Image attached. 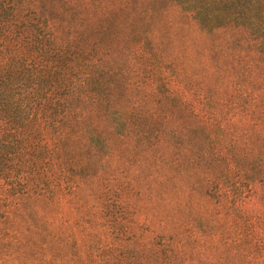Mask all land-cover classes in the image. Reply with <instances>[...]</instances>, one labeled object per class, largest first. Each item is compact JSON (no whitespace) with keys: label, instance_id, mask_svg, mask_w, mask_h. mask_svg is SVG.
Returning <instances> with one entry per match:
<instances>
[{"label":"trees","instance_id":"1","mask_svg":"<svg viewBox=\"0 0 264 264\" xmlns=\"http://www.w3.org/2000/svg\"><path fill=\"white\" fill-rule=\"evenodd\" d=\"M164 1L0 0V264H264V0Z\"/></svg>","mask_w":264,"mask_h":264},{"label":"rangeland","instance_id":"2","mask_svg":"<svg viewBox=\"0 0 264 264\" xmlns=\"http://www.w3.org/2000/svg\"><path fill=\"white\" fill-rule=\"evenodd\" d=\"M164 7H170V12H171V16L178 20L181 18L183 12L181 13L180 8H178L177 6H175L172 1L169 0H165L163 3ZM188 22V20H186ZM207 36H210V34H207ZM221 36V35H220ZM223 37V36H222ZM219 38V37H217ZM124 173V172H123ZM123 173L121 174V176L123 175ZM125 178L127 179V181L130 182H134L135 180H137V175L135 173V170H133L132 167H129L125 173H124ZM256 193L252 195V199L253 201L257 202L258 198H259V191L260 188L256 187L255 188ZM134 201H136V207L140 209L141 213L143 214V216L145 217L147 210L151 207L147 202L144 201V199H140L139 195H134ZM255 202V203H256ZM150 211H152V207L149 209ZM208 225L206 226V224L204 223L203 226V222L198 224V227L201 228L200 225L203 226V229L201 231V234L205 237V239H207L208 241L203 243V241L197 240L196 241V247L195 249V253L197 254V256L195 257V260H191L193 261L192 264H210V233L212 231H214L213 227L210 228V219L209 221H205ZM188 230H186L187 232ZM68 252L70 254H73V257H71L69 259V261L66 264H85L84 259L81 258V256L79 255L81 253V251H79V249H75V248H70L68 249ZM58 263V261H57ZM6 264H44L43 260H39V261H32V262H26L23 263L21 260H10L8 261ZM88 264H96V263H88Z\"/></svg>","mask_w":264,"mask_h":264}]
</instances>
